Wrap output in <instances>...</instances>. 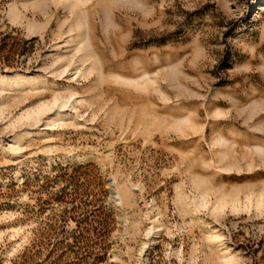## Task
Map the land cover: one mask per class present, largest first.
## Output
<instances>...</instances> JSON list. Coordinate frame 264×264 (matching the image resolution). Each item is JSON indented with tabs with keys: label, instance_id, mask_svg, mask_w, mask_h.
<instances>
[{
	"label": "rangeland",
	"instance_id": "1",
	"mask_svg": "<svg viewBox=\"0 0 264 264\" xmlns=\"http://www.w3.org/2000/svg\"><path fill=\"white\" fill-rule=\"evenodd\" d=\"M263 7L0 0V264H264Z\"/></svg>",
	"mask_w": 264,
	"mask_h": 264
},
{
	"label": "bare ground",
	"instance_id": "2",
	"mask_svg": "<svg viewBox=\"0 0 264 264\" xmlns=\"http://www.w3.org/2000/svg\"><path fill=\"white\" fill-rule=\"evenodd\" d=\"M264 8V7H263ZM264 10V9H263ZM28 82H30V80H26V81H23V85H25V84H27ZM21 84V85H22ZM58 103H60V102H58V101H56L55 102V105L57 106L58 105ZM54 108V107H53ZM67 108V105L66 104H60V106H59V111H58V114H57V118L55 119H52V120H50V121H53V122H57L58 120H63V119H65L66 117H67V113H68V110L66 109ZM52 111V110H51ZM31 116V115H30ZM40 119V118H39ZM49 121V122H50ZM41 121H39V123H40ZM50 123H47V124H44L43 125V127H46V126H50L49 125ZM41 130L38 128L37 130H33V131H29V132H27V136H36V135H38L39 134V132H40ZM22 139V138H21ZM17 144H20V138H17L16 139V142H15V144L14 145H16L17 146ZM15 148V147H14ZM18 149V148H17Z\"/></svg>",
	"mask_w": 264,
	"mask_h": 264
}]
</instances>
